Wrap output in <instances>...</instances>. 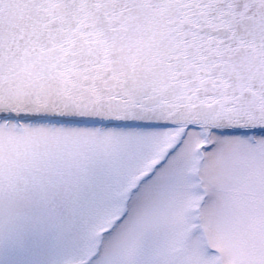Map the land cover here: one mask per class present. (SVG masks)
Masks as SVG:
<instances>
[{
	"label": "snow or ice",
	"instance_id": "6c2138e0",
	"mask_svg": "<svg viewBox=\"0 0 264 264\" xmlns=\"http://www.w3.org/2000/svg\"><path fill=\"white\" fill-rule=\"evenodd\" d=\"M0 264H264V0H0Z\"/></svg>",
	"mask_w": 264,
	"mask_h": 264
}]
</instances>
